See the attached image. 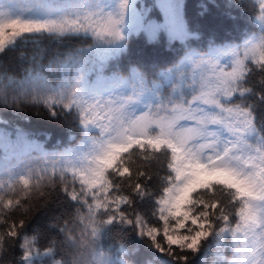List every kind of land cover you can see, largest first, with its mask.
I'll return each instance as SVG.
<instances>
[{"label": "snow or ice", "instance_id": "6c2138e0", "mask_svg": "<svg viewBox=\"0 0 264 264\" xmlns=\"http://www.w3.org/2000/svg\"><path fill=\"white\" fill-rule=\"evenodd\" d=\"M234 3L254 27L239 43L199 50L187 46L195 34L182 0L85 2L29 17L0 5V53L44 34L91 38L19 80L0 74V110L43 104L51 118L71 116L80 135L48 152L21 128H0V150L28 159L0 179V253L18 247L16 264H129L102 243L115 232L154 250L146 264H193L208 252L213 264H264V0ZM133 35L185 49L153 78L110 70ZM57 189L71 210L41 251L23 217Z\"/></svg>", "mask_w": 264, "mask_h": 264}, {"label": "trees", "instance_id": "16d2710c", "mask_svg": "<svg viewBox=\"0 0 264 264\" xmlns=\"http://www.w3.org/2000/svg\"><path fill=\"white\" fill-rule=\"evenodd\" d=\"M85 2L105 3L110 0H0V5H12L23 13V17L32 15L29 10H42L57 12L62 6L78 5ZM185 5V20L190 30L195 34L187 42V46L195 49H206L209 40L221 43H239L242 32H247L254 25L249 24L247 14L234 0H182ZM137 4L151 6L154 0H136ZM231 5V6H230ZM28 35V34H26ZM91 38L84 35H68L61 39H52L44 34L27 40H17L16 44L4 53H0V74L21 79L26 69L47 65L50 59L56 55L64 54L78 49L87 48ZM185 44L180 41L169 42L167 37H162L154 42H148L144 37L133 35L129 38L128 51L121 55L118 60L110 62V70L118 67L122 74H127L130 66L137 67L149 78L163 68L170 67L183 55ZM259 76L253 78V83L258 88ZM0 128L9 131L19 127L31 134L36 140L44 145L48 152L60 151L66 147L74 146L79 142V128L71 116L51 118L43 104H27L19 112L11 109L0 110ZM35 159V156L32 157ZM27 163L28 159L23 153L0 150V179H7V170L18 169L21 163ZM53 192L52 189H47ZM62 193L57 189L55 193L45 199L33 198L31 211L23 218L27 223V232L31 235L39 234L40 248L47 245L48 240L56 239L58 227L65 219L63 215L70 211L69 205L62 198ZM17 217L20 214H16ZM59 218V219H57ZM113 239L102 241L111 245L115 259L126 258L129 264H146L152 259L150 253L154 250L139 243V238L134 235H125L123 239L117 233H113ZM126 246L127 251L119 252L120 244ZM215 249H212L214 252ZM21 252L19 248H7L0 253V264H16ZM156 257H164L162 253H155ZM59 259V256H57ZM214 257L211 252L193 255V264H213ZM37 264H50V261L41 257Z\"/></svg>", "mask_w": 264, "mask_h": 264}]
</instances>
